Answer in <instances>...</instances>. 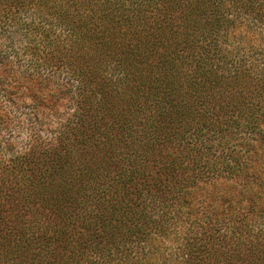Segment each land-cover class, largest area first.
Wrapping results in <instances>:
<instances>
[{"label":"trees","instance_id":"16d2710c","mask_svg":"<svg viewBox=\"0 0 264 264\" xmlns=\"http://www.w3.org/2000/svg\"><path fill=\"white\" fill-rule=\"evenodd\" d=\"M44 1L0 0L32 56L0 68V264H264V235L241 241L264 217V0ZM32 8L69 47L35 40ZM236 176L255 194H195ZM214 203L228 215L167 244ZM221 222L235 260L211 252Z\"/></svg>","mask_w":264,"mask_h":264},{"label":"rangeland","instance_id":"374dc122","mask_svg":"<svg viewBox=\"0 0 264 264\" xmlns=\"http://www.w3.org/2000/svg\"><path fill=\"white\" fill-rule=\"evenodd\" d=\"M44 1V0H43ZM48 1V0H45ZM44 1V2H45ZM50 1V0H49ZM52 1V0H51ZM65 0H58L59 2V8L63 7V3ZM90 0H79L80 5H84L86 3H88ZM93 1L95 0H91L89 3L93 4ZM49 5L48 3H44L42 6H40V9H48L46 6ZM92 6L90 5H86L83 9H82V14L81 15H72L71 17L67 18L68 22L71 23V25L73 27H75L77 29V33H79L78 28L79 26H83L85 28H88L90 26H93L97 23H100V16H101V12L99 11H95L94 7H93V11H92ZM40 10V11H41ZM32 11L35 12V9L32 8ZM37 11L35 13H33L32 17H27L24 18L23 20H25V22H28L30 26V28H34L35 30H38L40 35L38 34V36L35 38L36 41H39V36L42 37H48V40H53L54 42H56L59 45L65 46V47H69L70 43L72 42V38L69 37L71 36L70 33H68L67 31H65L63 26H58L56 25L58 19L55 18L54 16L48 15L45 13V11L43 10L42 12ZM4 12V11H3ZM16 15H20V13H16ZM6 16H11V13L9 12L7 15L4 16V22L2 20L3 26H2V30L0 31V68L4 67L7 64H10L12 67H14L15 69H18L19 71H21V68L27 66L29 63H31V59L32 56L28 53L27 49L25 50V52L23 51V48L27 47V41L22 40L19 35L15 34V30L16 27L14 28V26L12 27L11 25H8V19H6ZM10 23V22H9ZM9 26V28H8ZM33 38V37H31ZM14 42V43H13ZM256 80V79H254ZM27 136V134L25 135ZM24 136V137H25ZM194 136H190V140H193ZM194 144V141H193ZM259 144V142H257V145ZM240 148H242V153L244 154L243 156V160L246 159H252V155L254 154V152H249L245 154L246 151V146L244 145V141L243 143H240L236 146V150H239ZM258 148V147H257ZM252 149V148H251ZM254 150V149H252ZM192 152V150H191ZM0 154L2 155L3 158L9 157L11 158V155H7V153L2 152V150L0 151ZM216 160V159H215ZM250 160L247 162L248 165H250L252 162H250ZM8 162V161H7ZM246 163V162H245ZM255 168L257 174H261L260 172L263 170V167L260 166V164H256L252 165L251 170L253 171ZM264 173V172H263ZM238 178H236L234 181H228L231 182L232 184H228L225 182H218L216 184H205V183H201L200 188H198V190L195 192V194L200 195L201 196H209L211 194H220V195H224L226 194V192L232 191L234 192L236 195H244L247 192H252L255 194L256 188H254L256 185L255 184H251L253 182H251L250 184H245V180L242 178V176H236ZM226 185L229 186H233V190H230L229 188H226ZM251 185V186H250ZM227 186V187H229ZM253 187V188H251ZM203 193V194H202ZM247 198H249L246 195ZM208 203V202H206ZM206 203H204L206 205ZM242 205H247L246 203H242ZM215 209L217 210H213L212 208H208V210H206L205 206L199 207L198 212L202 213L200 215V220L199 222H197L196 225H192L191 226V222L187 221V218H185L183 220V222L181 220H179V224L181 225L180 228L177 227V229L174 230V233L171 235V240H167V244H172L175 246H181L180 248H185V243H186V238H185V234H187V231L189 228H191L189 230L188 235H192V233H195V231L197 230L198 232H201L203 230V226L207 225L208 228H213L214 227V222L221 218L223 215H228V214H223L220 213V216L216 214V212L218 210H222V206L219 205V203H214L213 206ZM204 217V219H203ZM179 226V225H177ZM218 229H221L222 232H219L215 237H214V242L213 245L211 246L212 251L214 252V256H223L226 258H232V260H235V251L234 248H232L231 250H227L225 251L223 249V245H224V240L228 243H230V236H228L226 233H232L230 230H234V224H232V222H230V225H227V222H221L219 225ZM249 229H245V238L241 239V241L243 243H247V244H251L252 241L254 240L255 236H253V234L259 232L262 235H264V217L259 218L258 220L249 217V222L244 226V228H248ZM196 230H195V229ZM192 230V232H191ZM217 229L214 228L212 231H216ZM183 236L184 239H182L181 237ZM180 238V239H179ZM234 239L231 241L233 242ZM137 257V256H136Z\"/></svg>","mask_w":264,"mask_h":264}]
</instances>
